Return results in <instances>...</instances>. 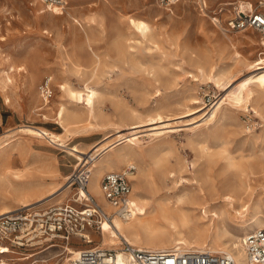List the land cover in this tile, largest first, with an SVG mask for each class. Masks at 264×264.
I'll return each instance as SVG.
<instances>
[{
  "label": "rangeland",
  "instance_id": "374dc122",
  "mask_svg": "<svg viewBox=\"0 0 264 264\" xmlns=\"http://www.w3.org/2000/svg\"><path fill=\"white\" fill-rule=\"evenodd\" d=\"M225 1L228 0H207L206 13L209 15L203 16L205 13L197 0H179L171 6L174 11L163 7L158 0H69L67 10L79 17L83 23L81 26L75 25L67 12L65 15L61 14L63 16L52 15L50 11L42 12L41 0H0V143L9 142L0 150V169L16 168L41 174L42 169L52 165L57 172L47 176L48 187L42 191V195H46L50 192L49 187L65 184V176L72 173L78 162L65 149L75 144L85 146L83 142H86L87 147L89 143L101 140L106 135V130L103 129L86 134L76 133L74 127L66 131L55 119L57 104L52 101L63 98L57 85L65 78L75 87L83 86L86 81L95 83L98 89L108 90L109 97L118 98L121 107L136 106L142 111L146 107H159L164 113L173 114V121L191 118L200 113L186 117L175 114L185 110L184 106V109L180 107V103L187 97L197 96L201 101L193 105H207L203 111V116H207L230 89L235 88L238 82L251 73L239 61L242 55H247L250 59L258 58L259 55L264 58V46L253 43L250 38L252 36L258 40L264 32L252 28L228 32L241 39L233 46L214 23L216 13L219 12V16L226 18L236 6L224 4ZM250 1L254 3L255 9L264 11L262 0ZM221 8L223 10L219 11ZM152 11L161 13L153 15ZM131 17L148 21L158 35H139L130 27ZM202 18L209 22L208 26L213 31L216 30L213 32L207 24L203 25ZM88 37L94 42L92 45L104 55L106 72L101 78L86 80L84 72H77L70 65L65 51L84 63L83 66L91 68ZM125 37L132 38V54L127 52L121 56L115 49V43ZM21 66V70L17 69ZM211 66L215 73L235 68L237 78L231 86L224 88L211 78ZM200 68H204L207 73L202 74ZM47 80L54 90L50 99L53 109L50 110L41 108L46 103L41 86ZM261 102V110L264 112V99ZM101 107L106 114L101 119L108 121L114 105L109 99L101 103ZM43 112L48 114L47 117ZM182 123L184 122H178L180 127L175 128V131L160 136L151 135L153 130H146L151 125L141 126L145 130L140 133V142L128 148L133 149L135 146L134 149L146 154L166 150L180 154L186 166L183 176L190 178L192 187L198 185L197 188L201 189L205 205L209 209L208 214H211L214 205L219 207L223 204L227 208L224 193L231 184L243 178L249 186L246 198L249 208H242L241 202H235L234 206H229L230 213H222L231 215L221 219L223 227L241 236L240 222L244 218L250 221L255 213L262 214L264 218L263 116L255 112L252 104L246 108H236L227 102L217 120L209 124L202 122L197 127V123ZM26 125L63 133L67 147L45 137L27 134L20 129ZM204 143L213 151L209 157L201 155L200 147ZM224 148L225 154L221 152ZM226 154L240 162L241 170L228 165ZM136 166L138 167L137 163ZM239 170L241 173H236ZM97 179L98 175L95 174L90 191L104 202ZM167 183L173 185L171 180ZM180 188L173 187V190L180 193ZM75 190V185H72L60 195H67V201ZM57 193L45 196L44 199L51 198L45 204L53 201ZM13 204L17 206L18 203L16 201ZM194 211L196 214L204 213L199 207ZM210 219L196 221L207 224ZM93 238L92 245L101 242L99 232H95ZM74 240L79 241L77 238ZM78 245L85 247L89 244L80 242ZM63 250L62 247H57L32 257L30 251L25 250L4 254L0 252V257L5 258L7 264H63L67 256V251Z\"/></svg>",
  "mask_w": 264,
  "mask_h": 264
},
{
  "label": "bare ground",
  "instance_id": "6f19581e",
  "mask_svg": "<svg viewBox=\"0 0 264 264\" xmlns=\"http://www.w3.org/2000/svg\"><path fill=\"white\" fill-rule=\"evenodd\" d=\"M53 1L41 0V3H44H42L41 11H50L51 14L55 16L67 12L75 25H83L79 17L67 10V3L69 0H63L64 5L57 4V0ZM197 2H199V0H197ZM223 3L235 4L242 8L248 7L249 9H255L254 3L250 0H228ZM262 3H264L263 0ZM168 9L174 11L173 7H169ZM200 9L205 13L203 16L209 15L206 13L204 7H200ZM261 11L264 12L263 10ZM160 13L159 11H152L153 15ZM73 23L71 25H73ZM201 23L203 25L207 24L209 30L213 31V28L208 26L209 22L204 20V18L201 19ZM129 24L136 33L143 37H154L158 35V33L153 30L150 23L144 19L131 17ZM222 32L230 39V43L233 46L236 45L237 41H241L239 36L233 37L226 31ZM78 37L81 38V36ZM250 38L253 40V43L264 46V33L258 40L252 36ZM131 42H133L131 37H125L122 40L116 41L115 49L118 55L124 56L127 52L132 54L131 50L133 44ZM92 43L94 44L88 37L87 46L90 49L91 68L83 66L84 63H80L74 55L65 51V57L69 60L70 65L75 71L84 72L87 75L86 80L101 78L104 72H106V70H104V55L100 53ZM235 52L239 54L237 49H235ZM262 53L263 52H261V54ZM239 61L248 67L251 73L238 82L235 88L230 89L225 96L217 102V106L209 111L207 116H203V111L207 108V105H193L201 101L197 96L187 97L180 103V107L182 106L183 108L184 106L185 110L175 114H179L178 117H186L193 113H200L191 118L173 121L171 120L173 114H166L159 107H146L144 111L138 109L136 106L130 108L127 106L121 107L118 98L109 97V91L106 89H98L95 87V83L86 81L83 86L75 87L65 78L57 85L63 98L61 100L52 101L53 104H57L55 119H57L66 131L70 127H74L73 130L78 134H86L90 131L99 129L106 130V135L103 139L89 143L87 147L81 144L67 147V142L63 133L54 132L47 128L37 126L26 125L20 128L27 134L45 137L60 146L67 147L65 150H67L70 155L80 159L75 164L76 168L81 165L85 157L89 158V156L97 155L89 165L91 169L88 182L89 191L91 190L90 184L95 174L98 175L97 186L102 193L100 179L106 171L123 170L128 165H134L137 168L135 172L130 174L134 181L131 203L133 214L130 217L124 218L117 213H113V207L110 203L106 199L102 202L101 198L94 194L107 212L110 214L113 213L111 221L105 220L103 223V230L102 233H100L101 242L97 244L98 246L116 248L119 247L122 237H125L132 244L147 248H170L181 245L185 247H209L217 251H229L234 254L236 264H251L245 256L242 246V237L244 233L255 227H264V218L262 214L255 213L252 215V220L248 221L247 218H244L240 222V226L242 227L241 236L231 233L229 229L221 225L222 217L224 218L225 216L231 215L222 213H230L229 206H234L235 202H241L242 208H249L246 200L249 186L243 178L231 184L224 193V204L227 208L223 204V206L221 205L219 207L218 205H216L217 207L214 205V209H212L214 212L211 211V214H208L209 209L205 205L204 196L200 192L201 189L197 188L198 185L197 187L193 186V188L190 183V178L183 176L186 166L180 154L172 150L150 152L146 154L143 151L134 149L135 146L133 149L128 148V146L140 142V133L145 130L141 129V126L151 125L149 129L146 130H153L151 135L154 136H160L163 133L168 135L170 131H175V128L180 127L178 122H184L182 124L186 125L197 123L196 126L199 127L202 122L209 124L211 121L217 120L219 112L227 102L236 108H246L252 104L255 112L261 113L264 118V112L261 110V100L264 99V58L259 55L258 58L250 59L247 55H242ZM13 62L15 63V61ZM237 67L239 68V65H237ZM17 69L21 70L22 66ZM234 69H223L215 73V69L212 67L211 78L224 88H228L237 78V73ZM200 70L202 74L207 73L204 68H200ZM9 99L10 98H8V100ZM109 99L114 105V111L110 114V119L104 121L101 118L106 117V114L103 112L101 103ZM50 102V100H46V103H43L41 108L46 110L53 109ZM43 114L46 117L48 115L46 112H43ZM8 143L7 141L3 144L0 143V150ZM200 152L202 156L205 155L207 157L213 154L210 146L206 143L201 145ZM221 152L226 153V149L224 148ZM226 157L229 166L239 169L242 168L240 162L237 161L235 157L230 154H226ZM172 158H174V161ZM104 170L106 171L104 172ZM240 170L236 173H239ZM54 172L57 171L52 165L42 169L41 174H33L29 170L16 168L0 169V215L13 211L19 206L43 205L51 199H44L45 196L55 194L56 192L58 193L54 195L55 199L48 204L64 202L67 195L60 194L72 185L71 174L65 176L64 185L58 187L51 186L48 188L50 192L46 195H42V191L48 187L46 181L47 176L53 175ZM237 178L239 177L237 176ZM159 179H161V182ZM168 180L173 181V185L167 183ZM179 180L183 182L180 183ZM49 184H52V182ZM173 187H181L180 193H175ZM71 199L72 196L68 198L67 201ZM16 201L18 203L17 206L13 204V202ZM198 207L202 208L204 213L196 214L194 210ZM238 211L241 212V210ZM205 218H211V221L207 224L205 222L196 221ZM89 237L93 240L92 235H89ZM2 248L1 253L10 252V249L7 248L6 245ZM67 249H69V251L67 250V256H65V263L63 264H67L68 252H72L76 248L70 245ZM65 251L66 249L63 250V252ZM27 258H29V256H27ZM18 259L22 260L24 258ZM0 264H7L5 258L0 257Z\"/></svg>",
  "mask_w": 264,
  "mask_h": 264
},
{
  "label": "built area",
  "instance_id": "2783aa9c",
  "mask_svg": "<svg viewBox=\"0 0 264 264\" xmlns=\"http://www.w3.org/2000/svg\"><path fill=\"white\" fill-rule=\"evenodd\" d=\"M53 1V0H47ZM165 8L179 0H158ZM54 2V1H53ZM64 5L63 0H57ZM200 7L208 8L207 0H199ZM223 8H221L222 11ZM214 16V23L222 31L240 32L250 28L264 32V12L257 9L233 7L226 18ZM45 100L53 97L54 90L49 82L41 86ZM97 156V155H96ZM96 156L85 157L71 173V184L75 185L72 199L57 204L19 206L13 211L0 215V252L6 245L10 252L30 251L31 257L45 251L62 247L76 249L68 252L67 264H236L235 256L229 251H217L209 247L194 248L176 245L170 248L140 247L125 237L119 247L92 245L89 235L102 233L105 220L111 221L112 214L128 218L133 214L131 207L134 165L123 170H108L100 179L104 198L113 207L110 214L88 190L90 163ZM80 159H78L79 161ZM71 185V186H72ZM75 238L79 241L75 242ZM80 242L89 245L79 247ZM242 246L251 264H264V227H256L244 233Z\"/></svg>",
  "mask_w": 264,
  "mask_h": 264
},
{
  "label": "crops",
  "instance_id": "0c3cea01",
  "mask_svg": "<svg viewBox=\"0 0 264 264\" xmlns=\"http://www.w3.org/2000/svg\"><path fill=\"white\" fill-rule=\"evenodd\" d=\"M84 144H85V146H86V142H83ZM106 170H104V172H105Z\"/></svg>",
  "mask_w": 264,
  "mask_h": 264
}]
</instances>
